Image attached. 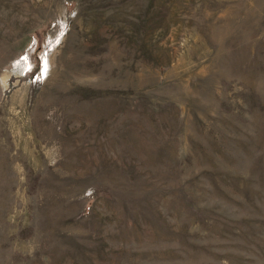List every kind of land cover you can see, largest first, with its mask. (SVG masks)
I'll return each mask as SVG.
<instances>
[{"label":"rangeland","instance_id":"rangeland-1","mask_svg":"<svg viewBox=\"0 0 264 264\" xmlns=\"http://www.w3.org/2000/svg\"><path fill=\"white\" fill-rule=\"evenodd\" d=\"M0 264H264V0H0Z\"/></svg>","mask_w":264,"mask_h":264}]
</instances>
